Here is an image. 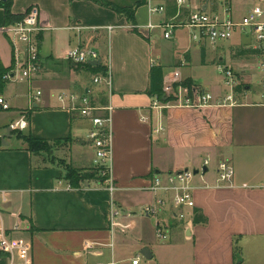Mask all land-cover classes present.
I'll return each mask as SVG.
<instances>
[{
    "label": "crops",
    "instance_id": "obj_1",
    "mask_svg": "<svg viewBox=\"0 0 264 264\" xmlns=\"http://www.w3.org/2000/svg\"><path fill=\"white\" fill-rule=\"evenodd\" d=\"M103 1L120 9L135 8V13L120 15L91 0H14L13 15L24 17L32 8L41 12L44 30L37 42L43 69L25 79L15 49L3 34L10 59L0 57L11 72L0 98L11 111L0 124V229L31 245L32 264H132L138 256L144 264H264L263 76L251 39L237 33L229 42L212 45L179 29L172 39L164 38L171 41V48L158 51L156 35L162 29L148 25L174 19L176 0ZM249 2L189 0L178 20L196 9L223 13L226 8L238 19ZM156 4L165 7L158 17L149 13V5ZM5 26L0 7V30ZM80 45L97 50L110 67L111 89L93 83L99 74L65 59ZM155 66L163 68L164 83L180 72L188 91L200 87L220 102L229 91L219 67L230 69L241 86L235 90L238 104L151 109L156 97L148 90ZM31 91L42 92L32 108ZM61 94L86 95L97 106L113 108L111 177L117 188L113 196L98 179L69 189L63 167L51 163L46 154L31 153L18 131L9 132L24 117L28 123L24 134L69 144L70 163L90 170L95 158L88 140L92 125L63 109ZM161 125L163 131L155 133ZM207 158L208 172L196 177L194 192L196 210L206 223L185 226L165 215L159 221L168 239L159 240V221L139 214L155 199L147 188L157 174L198 170ZM224 161L233 166L234 178L219 186L218 166ZM113 204L132 216L117 217L111 225ZM15 227L19 230L12 231ZM5 255L0 264H11Z\"/></svg>",
    "mask_w": 264,
    "mask_h": 264
},
{
    "label": "built area",
    "instance_id": "obj_2",
    "mask_svg": "<svg viewBox=\"0 0 264 264\" xmlns=\"http://www.w3.org/2000/svg\"><path fill=\"white\" fill-rule=\"evenodd\" d=\"M3 0H0V3ZM248 10L238 19L231 13L230 8L221 12H208L207 10L196 9L189 13L184 21H179L183 10L189 7V0H176L178 13L176 17L169 22H162L158 26L149 24V29L160 28L164 32L165 39H172L174 33L179 29H188L193 34V39L203 40L212 45L231 41L237 33H244L252 41V47L259 55V69L263 76V101H264V0H249ZM165 12L164 6L154 7L149 5L150 15L162 14ZM41 12L37 8H32L22 21L16 24L3 27L0 32L7 36L17 55L18 65L21 67L22 75L25 79L31 80L42 72V62L40 58V48L37 42V35L43 31L40 22ZM82 30V28H77ZM112 31V27L107 28ZM95 31L99 29H94ZM65 59L74 66L89 64L91 61L102 60L100 53L90 47L80 45L70 49ZM103 64V61H102ZM107 75L99 74L93 78V83L97 86L112 88V74L110 67L107 66ZM221 73L227 77V86L230 93L223 102L215 101L212 94L207 93L200 87H195L188 91L181 83L180 72H175L164 83L163 94L164 101L155 98L151 109L167 110L171 107H186L202 109L212 105H237L235 90L239 82L235 78L232 70L219 67ZM42 92H30V107L39 101ZM62 108L71 114L88 121L92 127L89 131L88 140L91 142L95 151L94 165L99 170L98 178L113 196L117 190L112 177V129L111 113L112 107H101L93 103L87 97L61 94L58 97ZM264 105V103H263ZM0 106L3 110H9L10 106L0 98ZM146 121V118H143ZM28 127L26 119L23 117L19 122L11 126L14 131H24ZM161 125L155 130V133L163 131ZM210 159H204L202 166L198 169L199 174H195L192 169L182 170L171 173L157 174L147 191L155 196L154 202L141 207L139 214L146 217L157 218L167 215L174 221L185 226L194 224L196 217V202L194 192L196 190L195 179L198 175H203V169L208 168ZM234 178V169L230 162H221L218 166L217 184L219 186L229 185ZM72 187L69 186V189ZM120 216H132V212L123 211L113 207L109 214L111 225L114 219ZM15 227L12 231H18ZM157 238L161 241L168 239L167 231L162 222H158L156 230ZM0 252L9 256L11 264H32L30 244L20 240L12 239L7 231L0 229ZM143 258L138 256L132 261V264H144Z\"/></svg>",
    "mask_w": 264,
    "mask_h": 264
},
{
    "label": "trees",
    "instance_id": "obj_3",
    "mask_svg": "<svg viewBox=\"0 0 264 264\" xmlns=\"http://www.w3.org/2000/svg\"><path fill=\"white\" fill-rule=\"evenodd\" d=\"M91 1L99 5L110 7L111 9H113L120 15L127 14V15L132 16L135 13V8L134 9H120L112 4L106 3L103 0H91ZM13 3H14V0H3L0 3V7L3 8L5 12V24L6 25H12V24L19 23L23 19V16L12 14ZM78 67H84L86 70L92 72L93 74L107 75L108 73V68L104 64L98 67H93L89 64L78 66ZM10 70L11 69H8L3 65L1 57H0V97L3 95L5 88L8 84V80L6 79V76L10 74L11 72ZM163 86H164L163 68L161 66H155L151 69V72H150V88L148 90V93L152 97H156L159 100L164 101ZM239 89H241V86L237 87V91ZM15 133H17L18 138H20L27 144V148L31 153L41 154V153L47 152L51 154V151H50L51 143L49 141L35 139L31 134H24L22 131H18ZM55 143H63V141H56ZM66 172H67V175L65 179L68 181L69 185L74 189L80 188L82 183L92 180V179H98L100 181V179L97 176V173L96 174L93 173L92 170L67 168ZM206 221L207 220L200 213V211H196V217L194 220V224H204L206 223ZM5 256L6 255L4 253L0 252V259L4 258Z\"/></svg>",
    "mask_w": 264,
    "mask_h": 264
},
{
    "label": "rangeland",
    "instance_id": "obj_4",
    "mask_svg": "<svg viewBox=\"0 0 264 264\" xmlns=\"http://www.w3.org/2000/svg\"><path fill=\"white\" fill-rule=\"evenodd\" d=\"M223 1H228V0H223ZM201 2H204V0H201ZM156 6H157V4H156ZM155 17H158V15H155ZM156 39L159 41L158 44L156 45V48L158 49V51H160L161 49L162 50L165 49L167 51L168 50L167 48H171V44H170L171 41L164 40L163 30L159 31L158 35H156ZM167 55H168V53H167ZM0 56L2 57L3 60L8 59V58L10 59L9 44L6 41V39L2 33H0ZM104 61L106 63L105 59H104ZM211 70H214L215 74L219 75L218 72L216 73V70L214 68H211ZM221 77H222V79L224 78L223 75H221ZM224 81H225V79H224ZM225 88L230 93L229 88L227 86H225ZM10 111L0 110V124H1L2 120L5 117H7V115H9L8 113ZM5 131H6V129H5ZM69 147H70V145L67 143H64V142L63 143H51L50 144L51 154H49L47 152L41 153V154L48 155V157H49L48 159L50 160L51 163L57 164V165L63 167L65 170H67V168H75L69 161ZM75 169H77V168H75ZM90 170H92L93 173H95V174L97 173V176L99 175V170L94 164ZM163 215L164 214H162L160 216V218H162ZM150 220L153 223L157 222V218H151Z\"/></svg>",
    "mask_w": 264,
    "mask_h": 264
},
{
    "label": "water",
    "instance_id": "obj_5",
    "mask_svg": "<svg viewBox=\"0 0 264 264\" xmlns=\"http://www.w3.org/2000/svg\"><path fill=\"white\" fill-rule=\"evenodd\" d=\"M89 65L94 66V67L101 66V65H102V60L100 59V60H98V61H91V62L89 63ZM11 131H12V128L9 129V132H11ZM207 172H208V168H204V169H203V173L205 174V173H207ZM194 173H195L196 175L199 174V170H195ZM143 256H144L146 259H149V257L147 256L146 253H143Z\"/></svg>",
    "mask_w": 264,
    "mask_h": 264
}]
</instances>
